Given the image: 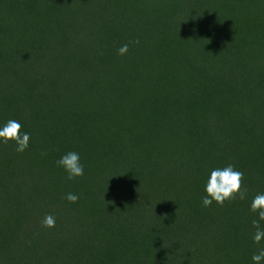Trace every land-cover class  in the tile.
I'll return each instance as SVG.
<instances>
[{"label": "trees", "instance_id": "16d2710c", "mask_svg": "<svg viewBox=\"0 0 264 264\" xmlns=\"http://www.w3.org/2000/svg\"><path fill=\"white\" fill-rule=\"evenodd\" d=\"M9 119L59 150L86 139L84 175L0 141V264H252L264 247V0H0ZM228 164L247 197L203 207Z\"/></svg>", "mask_w": 264, "mask_h": 264}, {"label": "clouds", "instance_id": "9594fccd", "mask_svg": "<svg viewBox=\"0 0 264 264\" xmlns=\"http://www.w3.org/2000/svg\"><path fill=\"white\" fill-rule=\"evenodd\" d=\"M139 40H132L122 44L117 49V54L124 56L129 50L130 44H138ZM22 124L14 119H9L2 127H0V141L7 144L13 141L16 145L15 151L24 152L30 141V134L22 132ZM46 153H42L45 155ZM58 167H62L67 173L66 179L71 181L77 177L84 175V165L80 162V154L70 151L62 155L57 161ZM244 173L235 168L233 164H228L223 168H215L211 170L207 180L205 192L207 195L202 198L203 207H209L213 201L218 206H223L225 201H231L239 198L244 200L247 197V189L242 186ZM65 199L70 203H76L79 196L74 193H67ZM250 211L256 214V219L252 221L254 232L252 240L254 244L260 245L264 240V227H261V221H264V193H257L250 202ZM56 217L47 213L41 220V226L44 228H54ZM252 264H261L264 261V247L258 248L251 257Z\"/></svg>", "mask_w": 264, "mask_h": 264}, {"label": "rangeland", "instance_id": "374dc122", "mask_svg": "<svg viewBox=\"0 0 264 264\" xmlns=\"http://www.w3.org/2000/svg\"><path fill=\"white\" fill-rule=\"evenodd\" d=\"M56 140L57 139H31L29 145L31 146L30 148L35 153L34 155L40 157L42 160H47V161H50V162L55 163V164H56V161L62 155H64V153H68L70 151L78 152L80 154V156H83L85 150H80V149H78L77 146H74V145H75V142H80V141L85 142L86 139H72V141L70 139H67L68 142H71V144H69V146H65V148L63 150H59V149L50 145V141L56 142ZM68 148H69V150H68ZM96 148H97L96 151L100 152L99 146L97 147V145H96ZM95 152H92V154H95ZM42 153H46V154L42 155ZM91 159H93V158H91ZM90 163H92V162L90 161Z\"/></svg>", "mask_w": 264, "mask_h": 264}]
</instances>
